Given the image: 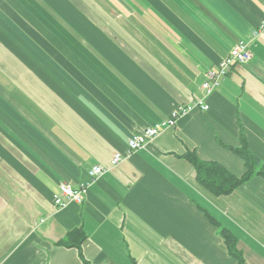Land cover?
Listing matches in <instances>:
<instances>
[{
    "label": "crops",
    "instance_id": "1",
    "mask_svg": "<svg viewBox=\"0 0 264 264\" xmlns=\"http://www.w3.org/2000/svg\"><path fill=\"white\" fill-rule=\"evenodd\" d=\"M264 18V0H0V264H264V179L215 196L182 157L264 163V34L207 94L205 72ZM200 99L127 155L135 132ZM124 158L94 181L89 170ZM62 183L88 184L55 206ZM205 210V211H204ZM79 248L60 244L73 229Z\"/></svg>",
    "mask_w": 264,
    "mask_h": 264
},
{
    "label": "built area",
    "instance_id": "2",
    "mask_svg": "<svg viewBox=\"0 0 264 264\" xmlns=\"http://www.w3.org/2000/svg\"><path fill=\"white\" fill-rule=\"evenodd\" d=\"M260 34H264V18L256 27L250 32V38L247 40L239 39L231 49L230 54L223 58L214 70H208L205 72V81L202 84V88L207 94L211 93L218 85L220 80L227 75L233 67L237 64L246 63L251 58V52L249 50L250 41ZM200 107L203 110L208 108V105L202 102L200 99L193 100L192 102L178 106L173 110L169 116L150 127L143 130H139L131 135L127 140V155L131 152L144 147L151 142L157 135L163 132L169 127H173L176 123V119L180 116L188 114L193 108ZM124 156L120 152H115L108 162V166L94 165L89 170V179L94 181L99 175L102 174L107 168H112L122 161ZM88 184H80V187L73 188L71 185L62 183L59 186L58 192L53 194L52 200L55 206L64 207L67 202H81L84 198V193Z\"/></svg>",
    "mask_w": 264,
    "mask_h": 264
},
{
    "label": "trees",
    "instance_id": "3",
    "mask_svg": "<svg viewBox=\"0 0 264 264\" xmlns=\"http://www.w3.org/2000/svg\"><path fill=\"white\" fill-rule=\"evenodd\" d=\"M240 141V146L231 148V150L243 160L245 166V171L240 176L231 173L223 164L217 161L201 159L194 151H187L182 155V157L192 165L198 184L212 195H228L237 186L247 181L253 175L261 176L264 179V163L249 150L243 136ZM205 215L209 221L211 219V223L214 226L218 227L219 234L224 239L229 255L236 261L235 264H244V257L236 246V235L229 229L221 226V224L206 211ZM85 238L84 232L77 228L71 230L67 236L60 241V244L79 248Z\"/></svg>",
    "mask_w": 264,
    "mask_h": 264
},
{
    "label": "rangeland",
    "instance_id": "4",
    "mask_svg": "<svg viewBox=\"0 0 264 264\" xmlns=\"http://www.w3.org/2000/svg\"><path fill=\"white\" fill-rule=\"evenodd\" d=\"M210 94V93H209Z\"/></svg>",
    "mask_w": 264,
    "mask_h": 264
}]
</instances>
